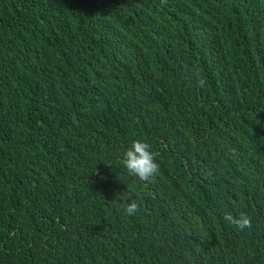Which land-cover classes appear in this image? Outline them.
Listing matches in <instances>:
<instances>
[{
  "label": "trees",
  "instance_id": "16d2710c",
  "mask_svg": "<svg viewBox=\"0 0 264 264\" xmlns=\"http://www.w3.org/2000/svg\"><path fill=\"white\" fill-rule=\"evenodd\" d=\"M0 264H264V0H0Z\"/></svg>",
  "mask_w": 264,
  "mask_h": 264
},
{
  "label": "clouds",
  "instance_id": "9594fccd",
  "mask_svg": "<svg viewBox=\"0 0 264 264\" xmlns=\"http://www.w3.org/2000/svg\"><path fill=\"white\" fill-rule=\"evenodd\" d=\"M203 81L200 85L203 86ZM151 146L143 140H134L131 146L125 151L123 157V165L127 169L129 175L138 177L143 182H152L159 171V165L155 161L154 153L150 150ZM139 205L133 200L124 205L126 215H134L138 212ZM222 219L230 226L243 231L252 226V218L245 212L241 211L238 215H234L232 211L225 210Z\"/></svg>",
  "mask_w": 264,
  "mask_h": 264
}]
</instances>
